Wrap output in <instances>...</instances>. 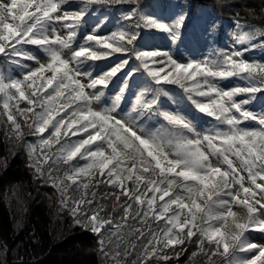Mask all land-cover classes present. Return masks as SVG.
<instances>
[{"label":"snow or ice","instance_id":"1","mask_svg":"<svg viewBox=\"0 0 264 264\" xmlns=\"http://www.w3.org/2000/svg\"><path fill=\"white\" fill-rule=\"evenodd\" d=\"M96 5L129 8L106 31L107 16L88 19ZM143 9L0 0V57L12 66L0 71V123L17 140L25 127L37 138L26 144L30 167L112 264H159L189 242L208 264H264L254 242L264 238V111L249 107H264V55H247L264 53V28L237 20L239 47L184 61L151 48L143 30L175 42L185 15L169 24ZM233 79L245 83L221 86ZM200 114L212 129L197 131Z\"/></svg>","mask_w":264,"mask_h":264},{"label":"trees","instance_id":"2","mask_svg":"<svg viewBox=\"0 0 264 264\" xmlns=\"http://www.w3.org/2000/svg\"><path fill=\"white\" fill-rule=\"evenodd\" d=\"M188 1L211 8L222 21L264 28V0ZM27 139H33L27 127L20 141L0 123V264H105L98 238L74 223L56 188L30 167ZM196 251L194 242L177 245L165 249L168 259L161 261L208 264L205 255H192Z\"/></svg>","mask_w":264,"mask_h":264},{"label":"rangeland","instance_id":"3","mask_svg":"<svg viewBox=\"0 0 264 264\" xmlns=\"http://www.w3.org/2000/svg\"><path fill=\"white\" fill-rule=\"evenodd\" d=\"M78 0H73V3H77ZM144 5V11L146 13H155L157 17H164L163 22L172 23L179 14H184L186 17L185 24L180 28L179 39L173 42L171 37L167 33L161 32L157 29H144L145 40L151 48H159L165 51H171L174 56L179 54L184 61L190 59L201 60L206 56L214 57L216 53L222 51H231L234 47H239L234 44L233 32L236 30V24L234 22L222 21L211 8L204 6H192L188 0H141ZM164 3L167 7L161 9L160 5ZM129 8V5H96L94 13L89 16L91 23L95 22L96 18L107 16L108 23L106 31L112 29L114 25L120 20L121 13ZM246 24V23H242ZM251 25V24H246ZM256 27V26H255ZM260 28V27H259ZM40 55H43L42 53ZM250 59L259 60L264 53L260 49L247 54ZM34 65V62H27ZM11 65L0 62V71L7 73L11 69ZM245 82L238 79H233L231 82L222 81L221 86L227 85L233 87L236 85H243ZM172 88V93L180 92L175 86H169ZM137 89H133L136 91ZM259 96V94H257ZM133 97L129 94L125 104L123 105L125 110L129 106V103ZM165 107L174 109L175 104L168 97H162ZM251 110L255 112L264 111V107L261 106L260 100L257 99L254 106H249ZM151 123V122H150ZM197 124V131L204 132L213 128L216 123L213 118L200 114V118L195 122ZM32 136V135H31ZM33 139H27V143H35L36 137ZM27 149V147H26ZM28 152V151H27ZM29 157V154H28ZM29 163H31L29 159ZM50 182V181H49ZM51 183V182H50ZM59 196V206L63 208L61 201V193L56 188ZM73 195L77 193L73 192ZM69 212V211H68ZM70 213V212H69ZM256 243H264V238L261 234L257 233L254 239ZM100 246V245H99ZM139 251V246H138ZM102 260L105 264H112L109 257H106L100 250ZM136 256L126 258L127 264H131L132 260H135ZM155 261V262H153ZM152 264H157V260L153 259ZM159 264H166L163 260L159 261Z\"/></svg>","mask_w":264,"mask_h":264}]
</instances>
